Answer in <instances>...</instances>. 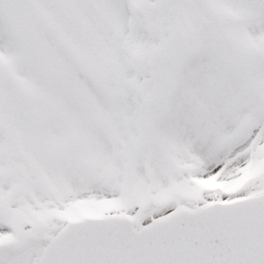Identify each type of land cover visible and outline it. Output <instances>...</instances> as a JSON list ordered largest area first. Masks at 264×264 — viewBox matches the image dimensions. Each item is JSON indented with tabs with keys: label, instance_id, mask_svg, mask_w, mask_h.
<instances>
[{
	"label": "snow or ice",
	"instance_id": "snow-or-ice-1",
	"mask_svg": "<svg viewBox=\"0 0 264 264\" xmlns=\"http://www.w3.org/2000/svg\"><path fill=\"white\" fill-rule=\"evenodd\" d=\"M0 264H264V0H0Z\"/></svg>",
	"mask_w": 264,
	"mask_h": 264
}]
</instances>
